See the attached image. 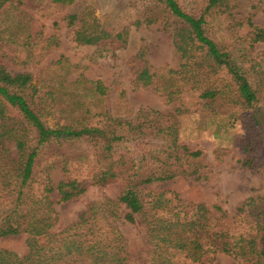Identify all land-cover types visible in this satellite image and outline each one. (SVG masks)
Listing matches in <instances>:
<instances>
[{
	"label": "trees",
	"instance_id": "trees-1",
	"mask_svg": "<svg viewBox=\"0 0 264 264\" xmlns=\"http://www.w3.org/2000/svg\"><path fill=\"white\" fill-rule=\"evenodd\" d=\"M146 1L134 25L157 22L170 27L179 65L149 72L136 54L130 59L138 62L131 83L134 88L151 86L166 103H173L171 113L150 108L132 113L123 90L111 94L118 103L106 104V88L80 71L73 76L77 67L62 56L48 62L37 77L11 74L0 64V237L26 235V253L0 248V264H206L217 254L236 258L239 264H264V192L247 196L228 216L216 203L207 207L171 190L144 187L176 175H201V150L182 143L177 128V117L186 111L178 97L183 88L202 99L196 102L202 113L213 114L221 101L236 104L243 125L264 143V101L255 80L229 50L234 43L233 50L252 51L264 40V31L250 16L233 18L236 0H189L194 5L187 8L177 0ZM20 2L0 0V56L13 64L38 63L54 39L30 30ZM210 16L224 22L222 40L230 39L228 47L211 31ZM76 19L75 44L104 41L111 49L123 45L124 28L68 14L69 25ZM220 73L224 83L213 78ZM263 73L256 74L259 83ZM47 106L60 116L52 125L42 119ZM71 142L78 144L46 152L54 144ZM225 152L221 146L212 151L217 161ZM242 164L258 168L264 156H246ZM53 169L64 178L53 181ZM116 176L123 186L114 199L92 202L75 221L52 230L53 203L73 199L86 186L105 185ZM119 205L126 209V221L136 216L145 228L148 247L139 257L126 250L116 223Z\"/></svg>",
	"mask_w": 264,
	"mask_h": 264
},
{
	"label": "rangeland",
	"instance_id": "rangeland-1",
	"mask_svg": "<svg viewBox=\"0 0 264 264\" xmlns=\"http://www.w3.org/2000/svg\"><path fill=\"white\" fill-rule=\"evenodd\" d=\"M20 9L29 18L32 32H39L41 37H53L54 45L48 48L38 63L13 64L7 57L0 56V64L11 74L29 72L37 77L44 66L62 56L67 62L77 67V72L89 80L99 81L107 91L105 103H118V98L111 96L117 91H124L125 97L131 107V112L138 109H154L163 114L171 113L173 103H166L151 86L134 88L131 83L133 70L138 62L130 59L139 54L149 72H155L161 67L178 68V56L172 52V37L170 27L163 28L156 23L145 25L134 22L140 15L142 6L147 5L146 0H73L70 4H60L51 0H20ZM182 6L190 7L194 4L189 0H177ZM233 18L250 16L251 21L264 31V0H236V6L231 10ZM76 12L79 20H89L94 17L99 23H104L115 30H126L125 41L122 46L111 49L107 42L77 45L72 39V30L78 23L74 20L68 24V14ZM163 16L160 15L159 19ZM209 25L219 42L225 46L230 39L222 40L226 32L222 30L224 22L216 16L208 17ZM219 28V29H217ZM185 36V35H184ZM224 42V43H223ZM229 50L238 60L240 67L247 71V75L255 80L259 88L260 101H264V81H257V72L264 71V40L257 42L250 52L239 48ZM194 54H198L193 50ZM257 65H254V64ZM262 76V75H261ZM264 76V73H263ZM216 81L224 83L225 77L216 74ZM40 92H37L38 94ZM179 100L185 105L186 111L180 114L177 128L182 143L188 148L200 149L199 156L200 176L176 175L163 182L146 184V190H171L180 198L192 202H202L207 207L216 203L231 216L235 207L247 196L262 194L264 192V164L258 168H247L242 164L246 156H264L263 140L241 122L236 104H227L215 107L213 114L202 113L196 102L202 101L194 92L181 90ZM37 100L34 98V101ZM121 103V102H120ZM227 106V110H224ZM117 108V107H116ZM113 109V106H112ZM60 116L51 107H45L42 112L43 121L52 125ZM77 146L78 142L66 143L61 146L54 144L46 152L50 153L54 147L68 148ZM221 146L226 148L220 161L215 160L213 148ZM9 152L14 154L12 143L8 144ZM260 162V160H257ZM53 181L64 178L58 169L51 171ZM123 186L120 176H116L105 185H88L85 190L73 199L53 203L55 223L52 230H58L76 220L77 216L92 202L103 198L114 199ZM51 199L55 194L50 195ZM126 209L119 205V217L116 221L126 244V250L132 257H139L147 249L145 228L136 216L129 222L123 218ZM26 235H5L0 237V248L8 249L18 255L26 253ZM206 264H239L236 258L224 254H217L213 261Z\"/></svg>",
	"mask_w": 264,
	"mask_h": 264
}]
</instances>
